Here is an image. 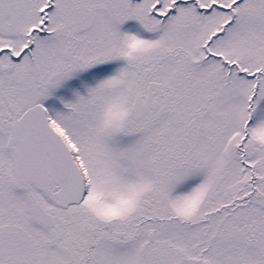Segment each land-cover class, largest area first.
Here are the masks:
<instances>
[{
	"label": "snow or ice",
	"instance_id": "6c2138e0",
	"mask_svg": "<svg viewBox=\"0 0 264 264\" xmlns=\"http://www.w3.org/2000/svg\"><path fill=\"white\" fill-rule=\"evenodd\" d=\"M0 264H264V0H0Z\"/></svg>",
	"mask_w": 264,
	"mask_h": 264
}]
</instances>
